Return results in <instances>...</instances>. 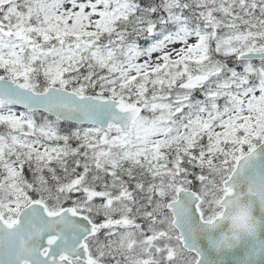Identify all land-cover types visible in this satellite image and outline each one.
<instances>
[{
  "label": "snow or ice",
  "instance_id": "1",
  "mask_svg": "<svg viewBox=\"0 0 264 264\" xmlns=\"http://www.w3.org/2000/svg\"><path fill=\"white\" fill-rule=\"evenodd\" d=\"M0 264H264V0H0Z\"/></svg>",
  "mask_w": 264,
  "mask_h": 264
}]
</instances>
